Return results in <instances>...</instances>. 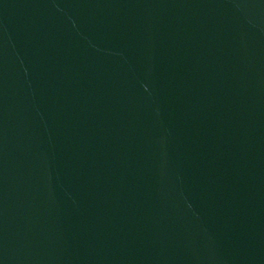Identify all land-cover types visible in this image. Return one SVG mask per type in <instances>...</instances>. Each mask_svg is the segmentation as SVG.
I'll return each instance as SVG.
<instances>
[{
    "label": "water",
    "instance_id": "95a60500",
    "mask_svg": "<svg viewBox=\"0 0 264 264\" xmlns=\"http://www.w3.org/2000/svg\"><path fill=\"white\" fill-rule=\"evenodd\" d=\"M0 264H264V0H0Z\"/></svg>",
    "mask_w": 264,
    "mask_h": 264
}]
</instances>
